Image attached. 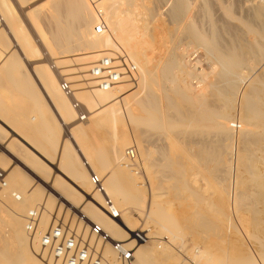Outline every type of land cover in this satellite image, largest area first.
I'll list each match as a JSON object with an SVG mask.
<instances>
[{
  "label": "bare ground",
  "instance_id": "bare-ground-1",
  "mask_svg": "<svg viewBox=\"0 0 264 264\" xmlns=\"http://www.w3.org/2000/svg\"><path fill=\"white\" fill-rule=\"evenodd\" d=\"M21 1L25 2V0H21ZM146 1L147 2H143V0H105V1H103L102 8L105 12L106 21H107V24L109 27L108 32L103 33V34H97L94 31V28H93L94 17H93V13H92V11H91L88 3H87V0H49V3L46 4L45 7L42 6L41 8L46 9L47 12L49 13L50 17L55 20L56 31H57L56 34L53 33V34H55V38H56L55 40H57V38H58V40L60 41L61 38L66 37L68 39L67 41L69 42V44H67V45H69V46H67L66 44L63 45L64 42L61 40L63 42L62 45L64 47L67 46L68 48H70V51H71V48L74 44L73 41H76L75 42L76 43L75 48H77L78 50L79 49H81L80 51H82V49L83 50H89L87 53H85L86 54L85 56H81V57L79 56L80 57L79 59H77V57H76V62L81 64V68L76 69V70L73 69V71H75L77 74H81L80 76L78 75V77H76V78L80 79V80H84L86 82L84 84H87L89 87L88 89L84 90L85 92H81V93L76 94L78 99L83 103H80L76 99H75V101L78 102L79 104H81L82 106H84V113L89 115V117L88 116L87 117L89 118L90 125H88V127H86V129H90V130H87L89 132L92 131V133L90 132L91 136H94L93 134H95V132H93L94 129H99V128L103 129V127L105 128V126H107V124L111 125V126L114 125L115 123L117 124V122H119V117H122L121 114L125 115L126 112H127V116H128L127 118H129L128 119L129 123L132 126H134L137 129H139V128L143 129V130L148 129L147 132L149 131L151 136H152L151 132H153L154 133L153 135H156V136L159 135L160 138L162 137L161 141H162V139L163 140L165 139V141L167 142V138H164V136H166L165 135L166 132L169 129L174 130L172 128H174L175 126H179V129H177L176 132H173V134L170 131V134H172V135H174V133H177V137L179 138V139L176 138V141H173L174 142L173 144L176 143L174 146L176 148L180 149V151L177 152L178 154L175 153L176 151L174 153L171 152V153H173L172 157H173V155L175 157L177 155V157L172 158L170 155H169L170 157H168V154H167L168 150H167V153H165V154H167V157L161 158L162 160L165 159V162H164V160L162 161V162H164L163 165L160 161L161 159L160 160L158 159L159 161L156 160L157 162L152 161V162H154V163H152L151 162L152 159L149 158V159H151L150 160L151 164H149L147 167H145V170H146L147 174H150V175H155L158 173L156 177H159L158 175L160 173V175H161L160 178L163 179L162 176H164V174H161V173H164L163 170L164 171H165V169L168 170L169 168H172L173 166L176 165L177 169L173 170V172L170 171V173H173V174H171V176L173 175L177 179L176 180L177 186L175 184L176 190H178V191L180 190L182 192L188 191L189 193L192 194V196H196L195 191H193L189 186V175H188L187 170L183 167V161L184 160L186 161L187 159H189V156H188L189 152L192 153L193 157H196L195 159L201 160V161L207 160L210 157L208 159V161H206L207 164L209 162L219 163L220 162L219 156H221L222 158L224 157L223 160L225 161V159L227 158L226 157L227 154H226V156H224L225 155L224 152H223L224 154L218 156L219 151L212 152L213 151L212 150L210 152V149H207V152L208 151L209 152L206 153L205 152L206 150L204 151V149L209 148V146H210V148L214 147V145H216L217 142L220 144H223V141L224 142L228 141L227 143H225V146L227 144V147L229 146L228 143H231L230 142L232 140L231 135H233V134H230V131H232L231 127H233V123H231L232 119L230 116V112H231V115H233V112L234 113L237 112V111H235L236 109L233 108L235 106V103H236V101H235L236 97L239 96V102H240L239 108L240 109L238 108V112H241L239 133H241L243 136V137L240 136L242 141L240 139L239 140L241 142H243L244 144L249 143L250 146L252 144L253 146L257 145V147H258L259 143L264 141V132L262 134H261V132H260V134L257 133L259 130H264L263 129L264 128V70L261 74H258V75L254 74L255 67L262 64V62L264 61V0H260L261 3L259 4V2H260L259 1L257 3L258 5H256L254 0H253V2H254L253 5H255V6H253V9H252L253 12L251 14L252 15L251 20H248L245 18H237L235 16V13L233 12L230 4L225 5V3H224V4L220 5L222 12L225 14V16L228 17L229 20L234 21L236 24V27H237V28H235V26H234V28L237 30H234L232 28V32L234 31L236 33H231L230 26H228L226 24V22H228V24L230 22L229 21L224 22L223 20H225V19L222 20L223 25L226 24V27L227 26L229 27L228 28L229 30L226 28V31H225V28L223 26L224 31L226 32V33H224V35L226 36L228 34L227 39H226V37H225V39L222 38L224 36L223 33H220L221 35L219 36L218 32L216 33V31H213V30L209 32V30L207 29L208 32H206L205 31L206 29L203 30L202 28H200V26L195 24V22H194L195 17L193 16L194 19H192V17L189 16V13H190L189 1L190 0H176L175 1V3L173 4V6L169 12L168 17L164 18L165 20L169 18L170 23L162 21V20L153 23L150 19V21L153 24H150L151 22H149V17L151 18V15L153 14V12H155V8L157 9L158 6L156 7L155 4L156 3L158 4L159 0H152V1L146 0ZM220 1H222V0H220ZM161 2L163 3V0H161ZM235 3H236V1H235ZM25 5H26V3H25ZM40 5H38V6H40ZM211 5L213 6L214 4H211ZM220 6H219V9H220ZM211 9H212V7H211ZM213 9L211 11H213ZM217 9H218V7H217ZM36 10H37L36 12H33L35 10L32 9V11H29V12L31 15H33V17L37 23L38 21H41L39 19H42V18H40V15H39L41 13V12L39 13V10L42 11V9H39V10L36 9ZM46 10H44V11H46ZM157 12H159V11H157ZM167 12L168 11H166V13ZM202 12H204V11H202ZM219 12L217 14H219ZM14 13H15V11L12 8V5L7 0H0V19H2L4 21V23L6 24L5 28H8L9 34L12 38L11 41H12V43L16 44V48H18V53L20 52L22 57H24V59H26V61H28L29 58L31 57L30 53L32 52L31 51V48H32L31 41L29 39V36L26 35L25 29L24 30L21 29V31L17 30V29H19V28H17V25H19L20 22H18V19L15 16L17 14L16 13L14 14ZM42 13H41V17H42ZM166 13H164V14H166ZM164 14H163V16H165ZM204 14H205V12H204ZM213 14L215 15L216 12L215 13L213 12L212 15ZM142 15L145 18H143L141 21V18L139 20L138 19L139 17H137V16H142ZM44 16L46 18V15H44ZM157 16H158V14H157ZM223 17L224 16H222V18ZM212 18H214V17H212ZM220 18H221V16H219V19ZM53 19H51V20H53ZM201 19H202V16H201ZM249 19H250V16H249ZM152 20H153V18H152ZM217 21H216V23H217ZM254 21H256L257 23L254 24L253 23ZM140 22H141V24H140ZM197 22L199 23L198 20H197ZM259 22L262 24V26L260 25L259 27H257L256 24H258ZM167 23H169V24L167 25ZM170 24H171V26H169ZM207 25H209V24H207ZM215 25H217V24H215ZM229 25H231V24H229ZM40 27H41V25H40ZM217 27H218V25H217ZM42 28L43 27H41V29ZM38 29H39V27H38ZM44 29L47 30V28H45V26H44ZM217 29H219V28H217ZM41 31H43V30H41ZM5 32L4 31L2 32V30L0 31V92L3 89L4 90L7 89V87L9 89V86H10V88L15 87L16 91H18L20 93H24L25 97L27 96L26 98L30 97L29 99L33 100V109H34V111H36L37 119H38L36 124L34 123L35 121H33V123L35 124L34 132L36 134H38L39 137H42L45 144H46V145L42 144L43 147H41V150H43L44 152H48L50 154L52 160H54V162L56 161V164L58 166H60L59 164H64V166L61 168L69 176H71L72 179H74V180H85V179H87V176L85 174H83L77 170L75 171L79 160H78L76 154L72 151L71 147L69 146L68 140L67 141L63 140L61 142V144L58 142L57 134L60 131L59 126H56V127H58L57 128L58 132H56L57 130L55 127V122H54L53 118L51 117V115L48 114L49 112L47 111L46 105L45 106H43V105L39 106L38 99L40 96L34 87L35 84L33 85L29 76L25 77V75L22 74L23 75V77H22L19 74L22 79L15 77V73H18L17 72L18 69L22 67V63H24V62L21 63V60H20L21 58H19V54H17V52H15L13 50H12L13 52L7 51V49L10 47L11 42L7 40L9 37L7 38L8 35H7V33L5 34ZM19 32H21V34H19ZM43 35H45V32ZM46 37H48V35ZM43 38H42V40H43ZM182 40H186V42H187L186 46L187 47L184 46L185 48L181 49L179 44ZM60 44H61V42L59 43V45ZM46 45H47V43H46ZM12 46H13V44H12ZM50 46H52V45H49V48H50ZM57 46H58V44H57ZM64 47H62L63 50H64ZM192 50H194L193 52H196L198 50H201V52L203 50L205 52L206 55L205 54L204 55L207 56L210 61L208 60V58H206V59L209 61V63L211 62L214 65V67H213L210 64L211 67H210L209 71L211 70V73H208L207 75H205L206 72L203 73V71H202L203 69H202L201 71H199L198 75H197V73H198V71H197V73H196L197 77L193 78V76H196V75L193 73L195 70H191V68L193 69L195 67V69H196V64H199V66L201 68V65H200L201 63H198V62H200L197 60V59H199L198 56L196 57V56L191 54L192 56H194V58L196 57V59L194 60L192 58V56L189 55L190 51L192 52ZM51 52H48V53H50L52 55ZM56 53H57V51H56ZM114 53H125L130 58L132 63L137 67L138 71H137L136 75H134V78L129 79L127 77H124L123 79H121V81L117 85H115L114 87H112L110 89H107V90L99 89L97 86L98 82L92 76L91 70L93 69V67L97 63V61H99L100 59H102L104 57L112 56L111 54H114ZM200 55L201 54H199V56ZM190 57L193 59V63L195 62L194 64H192V61L190 63ZM202 57H204V56H202ZM206 59H205V61H206ZM196 61H198V62L196 63ZM202 61H203V59H202ZM74 62H75V60H74ZM58 64H59V62H58ZM63 64L66 65V62H64ZM199 66L197 65V67H199ZM206 70H204V71H206ZM19 71H21V70H19ZM63 71H65V70L63 69ZM30 73H31V71H30ZM34 73L36 76H38V78L40 80H42L43 84L46 87V88L45 87L44 88L46 90H48L51 97L55 100V102H56L55 106L58 107V109L60 110L59 112L62 115H66L69 119H71L72 118L71 113H74V109H73L74 106L72 105L73 103L71 104V101H69L64 96L60 87H58L57 82L51 76L49 69L44 68L42 70H39V68H38V70L36 69V71ZM24 74H25V72H24ZM28 75H30V74H28ZM36 79H37V77H36ZM190 79H195V81L197 80L196 82L198 84L195 86H191L190 85L191 83L188 82V80H190ZM130 82H132V84ZM244 82H246V83L242 87ZM132 85H135V86L139 85L140 87H142L143 92H141V93H143V94L139 96V94H140V93H138L139 91L137 92L136 89H134L136 91V94H134L133 90H132V93H133L132 95L127 96V94H126V97H124L126 91ZM38 87H39V85H38ZM4 90L2 92H5ZM1 94H3V93H1ZM24 94H23V96H24ZM19 96H20V94H19ZM1 100H3V99H1ZM1 100H0V110L3 111L4 108H2V107L4 105H2ZM16 100H18V99H16ZM16 100H15V102H16ZM131 101H132V103H131ZM3 103H4V101H3ZM23 103H26V102H23ZM40 103H42V102H40ZM26 106L29 107V103H28V105H25V107ZM232 108L234 111L231 110ZM25 110H27V109H25ZM5 111H6V109L3 112H5ZM17 111L18 110H16V112ZM19 112L20 111H18V113ZM69 112H71V113H69ZM238 112H237V114L239 115ZM0 113H1V111H0ZM15 114H17V113H15ZM24 114H26V112ZM238 115H236V117ZM0 116L2 117L3 115L1 114ZM4 116H5V114H4ZM15 117L19 118L18 115ZM123 117H125V116H123ZM31 118H33V119H30L31 121L34 120L33 116ZM237 118H239V116ZM27 120H29V119H27ZM233 120H235V118H233ZM125 121H126V119H125ZM237 121L239 122V119ZM28 122L26 124H28ZM183 122H186V125L184 127L181 125ZM31 124H32V122H31ZM56 124L58 125V122ZM13 125L11 124V126H13ZM29 126H26V127H29ZM124 127L125 126L123 125L121 128H124ZM115 128H116V125H115ZM187 128H191L193 130H190V132L188 133ZM74 129H84L85 130V128L81 124H80V126L75 127ZM105 130H104V132H105ZM2 132H4V131L2 130ZM84 132H86V131H84ZM141 132H142V135L145 133L142 130H141ZM141 132H139V133L141 134ZM86 133H88V132H86ZM136 134L134 136H136ZM181 134H183L185 136H183V138L181 137V139H180ZM34 136L30 137V138L38 137L35 134H34ZM99 136H101V135L99 134ZM99 136L97 134L98 138H99ZM146 136H148V135H146ZM146 136L144 137V139L146 138ZM193 136H195V138ZM97 137H95V138H97ZM0 138H2V137H0ZM25 138H27V136ZM105 138H99L100 141H97L98 139L95 141H94V139H92L94 142L95 153H93V156L92 155L88 156V158L90 160L92 159L96 163H98L101 168H109V167L112 168L113 166L116 165V162H117V165L115 167H113V169L110 170L111 172H109L108 178L106 179V185H107L106 190H104L103 193H100V194H103V196H105V198L103 201H100V204L98 206L99 208H96V207L87 208V212H88L89 217L96 223V225L100 226L102 228V230L108 234L109 237L113 238L114 240H112V241H116L117 239H119L120 241H116V242L126 241V240H123L124 234H123V236L120 235V233H119L120 231H119L117 225L114 224L113 220H111V218L112 219H115V218H113L112 215L105 212V210L102 208L104 203H105V200L109 199L108 197H106V195L110 196L112 199H115L116 197H118L121 200H123L125 205L132 206L136 210H140V208L142 209L146 204L147 198L149 197V199H148L149 201L147 202L148 207H147L146 219H151L157 225V227L162 229L161 231L167 232V234L169 236L182 235L181 233L185 230L184 229V227H185L189 231V232L186 231V233H191L192 234L191 236L195 237L194 240L195 241L197 240V242H199L201 244V246L203 247V248H198L196 246H188L185 248H181V247L177 246L176 249L178 251V256L180 257V259L185 260V261H190L193 263L196 261V263H201V264H220L221 259L214 258L213 254L209 251L210 245L214 244L215 242H214V239L212 237L213 236L212 233L210 234V232H208L206 229V228L209 229V227L207 226V223L204 221L201 222L199 220L200 217H203V216H199V214H198L197 217H199V219H196L197 217H195L194 215H191V214L188 215V210L186 208H184L183 206H182L183 208L181 207V209L175 210L172 207L168 206L169 201L167 203H165V202H161L159 200L155 201V199H151V197L155 198V195L157 193L164 191V189H161L159 186V185H162V183L159 180L160 178L159 179L157 178V179L159 180V183H161V184L156 183V186L158 184V186H159L158 188L161 189L162 191L156 190V188H154V190H152V193H151L152 196L150 197V194H149V196H146V193L144 192L145 190H142V188L144 186L140 185L139 182H138L139 184L135 183V177L138 175L137 172H135V170H133V171L131 170V168L129 167L130 165L127 164L128 162H126L127 159L124 160L125 162L124 161L122 162V160H119V157H116V156H119L120 153L114 152L116 155L114 153L111 155L109 153L110 151L108 152V150L105 149V145L103 144ZM150 138H147V140L150 141L149 140ZM224 138H227V139L223 140ZM169 139H170V137H169ZM25 140L28 141L26 143V144H28L29 140H27V139H25ZM133 140H134V138H133ZM33 141H34V139H33ZM107 141L108 140H106V142ZM110 141H112V140H110ZM36 142L37 141L35 140V143ZM39 142H37V143L39 144ZM215 142H216V144H214ZM11 143H12V141H11ZM31 143H32V140H31ZM31 143H30V145H31ZM124 143L126 144V142H124ZM168 143H169V141H168ZM129 144H131V143H129ZM147 144H148L147 147H149L148 142H147ZM160 144H157V146ZM162 144L166 145L165 142ZM173 144H172V146H173ZM238 144H240V142ZM142 145H144V144H142ZM164 145H163V147H164ZM217 145H216V148H217ZM7 146H8V144H7ZM13 146L15 147L14 144H13ZM31 146H29V147H31ZM35 146L39 147L38 145H35ZM168 146L167 147L165 146V148L162 147L163 150H165L166 148L169 149V147H171V146H169V147ZM197 146L201 147V148H199L200 149L199 151L198 150H197V152L195 151V153H197V155H194L195 153L193 154L192 150L193 149L195 150V148ZM245 146L246 145H244L243 148L237 146L238 149H236V146H235L236 152L242 153V151L244 152V148H246L249 151V148H247L248 146L247 147H245ZM8 147H11V146L9 145ZM8 147H6V148H8ZM222 147H223V145H222ZM16 148H18V147H16ZM25 148L27 149V147H25ZM142 148H143V146H140V149H142ZM145 149H147V148H145ZM172 149H174V147ZM7 150L3 149L4 152H6ZM163 150L160 151V152H162V155H164ZM185 150L186 151L188 150V152L185 153L184 152ZM220 150H221V148H220ZM253 150H255V148ZM259 150H260V148H259ZM22 151H24V147H23ZM25 151H24V153H25ZM239 151H241V152H239ZM4 152H2L1 154H5ZM11 152L13 154V151H11ZM11 152L8 150L6 153H8L10 156L13 157V155L10 154ZM17 152L14 154H17ZM231 152H232V150H231ZM247 152H245L246 155H248V153L254 155V153L256 151L255 152L253 151V153H251L250 151L248 153ZM22 153L19 155L24 156V154H22ZM89 153L91 154L90 151H89ZM89 153H88V155H89ZM209 153H210V155H209ZM238 153L236 155H238ZM1 154H0V163H5L7 161L9 162V159L6 158L5 156L1 155ZM25 154H27V152ZM28 154H29V152H28ZM32 154H34V153H32ZM169 154H170V151H169ZM206 154L209 156L208 158H206L207 157ZM243 154L244 153H242V155H241L242 157H243ZM9 155H7V156H9ZM113 155L116 158L113 157ZM145 155H146V152H145ZM246 155L244 156V159L247 158V159H245L247 162H248V160H250L248 157H250L251 160L253 159L251 157V155L250 156H246ZM55 156H56V158H55ZM120 156L123 157L124 155L122 156L120 154ZM19 157H21V156H19ZM158 157H159V155H158ZM236 157L238 158L239 155ZM22 158L23 157H21V159ZM27 158H25L26 161L28 160ZM153 158L156 159L155 156H153ZM211 158H214L215 160L212 161ZM34 159H36V158H34ZM155 159H153V160H155ZM210 159H211V161H210ZM22 160H24V159H22ZM31 160H33V159H31ZM241 160L238 161L240 165H242L241 164L242 162L240 163ZM251 160L248 162L249 164L252 162ZM253 160L255 162V159H253ZM27 162H29V160ZM114 162H115V164L112 166V164ZM42 163H43V161H42ZM193 163L194 162H192V164ZM213 163H211V167H212ZM185 164H187V163H185ZM198 164H199V162H198ZM245 164H247V163L243 162V166H244L243 168L246 167ZM249 164H247V166ZM154 165H157V166L160 165L159 167H160L161 171L159 172L156 168H154L153 167ZM226 166H228V165H226ZM226 166H225V168H226ZM249 166L250 167H246L250 173V176H251V177L250 176L249 177L252 178V177L256 176V178L258 180L260 179L259 181H262V179H261L262 174H260L261 172L257 173V171L253 170V165L250 164ZM217 167L219 169L221 168L220 165ZM40 168H41V166H40ZM212 168H214V167H212ZM205 169L207 170V167ZM208 169H210V171H208V172H212L214 170V169H211L210 167ZM40 170H39L40 173H43V174L46 173V175L50 174L49 172H46L43 169L41 171ZM206 170H203L204 173ZM208 172H207V174H208ZM214 172L215 171H213V174L210 175L211 177L214 175ZM220 172H222V169H220ZM244 172H245V169H244ZM21 173H23V171L21 172V170H17V171L13 172V174L15 175V180H17V183L19 184L20 187H22V189H23V187H25V185L23 183H21V181H23L26 184H29L28 186L30 187V184H32V182L31 183H29V181L27 182L29 177L27 179V178H25L26 176L25 175L23 176V174H21ZM217 173H215V174H217ZM226 173L227 172H225L223 174L225 175ZM220 174L218 176L215 175V177H217V178L219 176L222 177L223 174L222 173H220ZM228 174H229V172H228ZM245 174H246L245 177L247 178V173L245 172ZM92 175H96V174L95 173L90 174L89 183L92 186V188L94 189V191L98 192L95 189L94 185L91 183V176ZM259 175H261V176H259ZM96 176L101 180L102 186H103V184H104L103 179L100 178L98 175H96ZM257 176H259L260 178H258ZM170 177H167V178L170 179ZM206 177H207V175H206ZM221 177H220V179H221ZM18 178L20 179V181ZM167 178H164V179H167ZM226 178H229V177L225 176L224 179H226ZM262 178H264V177H262ZM249 179H248V181L246 179H244L245 183H242L244 181L241 179L242 180V182H241L239 179L240 182H238V181L237 182L241 183V185L238 184L237 186L240 189H243L242 191H244L245 194L250 193L253 196L254 195L257 196L259 199L261 196L263 198V196H264L263 191L264 190L261 191L263 184L261 187H259L261 185V184L259 185V183H261V182L256 183L254 179H253L254 180L253 182L252 181L249 182ZM212 180L216 181V179H213V177H212ZM246 181H247V183H246ZM53 182L57 183V185L60 183L58 179H54ZM218 182H219V180H218ZM222 183H223V181H222ZM19 186L17 185L16 188H12L13 192L16 194V199L17 198L18 199H25V196H24L25 194L17 193V190H19ZM6 187H7V181H6ZM37 188H38V186H36V187L34 186L33 189L35 191H38L39 188L38 189ZM172 188H174V187H172ZM175 188H174V190H175ZM4 189L2 190V192H0L1 198L3 197V194H5V193L7 194V191L4 192ZM103 189H104V186H103ZM155 190L159 191V192L156 193ZM105 191H106V195H104ZM238 191H240V190H238ZM239 195H240V193H239ZM241 195H243V194H241ZM96 196H97V194H96ZM179 197H181V195ZM118 198H116V199H118ZM99 200H100V198H99ZM109 200L112 202L115 211L119 215L118 216V218H119L120 214H121V212H120L121 209L120 210L118 209L119 207L115 205V203L113 202L114 200L113 201L111 199H109ZM223 201H224L223 197L218 199V196H217V199H214V201H212V199H211V203L214 204L213 206L219 205V204L223 203ZM238 202H239V200H238ZM119 203H122V202H119ZM218 207H215V208H218ZM244 207L245 206H243V208ZM105 213L108 216L105 215ZM254 216H258V214L255 212ZM229 217H230V215H229ZM118 218H116L115 220H117ZM202 219L203 218H201V220ZM259 220H260L259 223L260 222L262 223V219L260 218ZM252 221H254V219ZM263 222H264V220H263ZM210 223H211V221H210ZM213 223L214 222L212 221L211 225H214V224L217 225L218 224V223L217 224L216 223L213 224ZM252 223H251L252 225H250V226H252V228H253V225L257 222L255 220V222H252ZM259 223H257V224H259ZM261 223H260V225H262ZM241 224H242V228L244 230H247V228L250 224V221L247 218L241 217ZM257 224L254 225L255 228H256ZM211 225H209V226H211ZM39 226H40V223H39ZM124 227H125V225H124ZM157 227H156V229H157ZM216 227H218V226H216ZM216 227L214 226V228H216ZM40 229L41 228L39 227V231H37V236L34 240H31V239L28 240L29 247L34 252H38V250H39V248H38V235L43 234L47 230L46 228L45 229L42 228L41 230ZM262 229L264 230L263 227H262ZM262 229H260V231H259L260 234L258 233V230H257V233L259 235H261ZM250 230H252V229L250 228ZM128 231L131 232V230H128ZM263 233H264V231L262 232V235H263ZM249 234L252 236V234H255V232H252ZM263 236L262 237L260 236V239L261 238L264 239ZM133 237H134V233L132 235V238ZM253 237L255 239V235H253L252 238ZM84 238H85V236H84ZM144 238H145V241L142 243H138V245H146L149 242L148 235H146ZM166 239H168V238H166ZM257 239L259 240L258 237H257ZM263 241L264 240H262V241L260 240L259 243H261V242L263 243ZM90 242H91V244H93L92 243L93 241L90 240ZM216 243H218V242H216ZM26 244H27V241H26ZM105 245H107V244H105ZM262 245H263V250H264V243ZM131 246H133V245H131ZM166 246H165V248H166ZM198 246H200V245H198ZM97 247L101 248L98 245H97ZM104 247H106V246H104ZM259 248L262 249V246ZM254 250L251 251L250 249L249 250H247L246 248L243 249V247L241 245L240 246L235 245L232 248V251L230 254L231 259H228V260H230L228 262H230V264H264V251L259 253L260 251L257 252ZM108 251L106 253V256L104 255L106 260H107V262L105 264H118L117 259H116V255L114 252H112L113 250L109 251V252ZM140 251H142V252H139V249H138V251H136V249H135L134 257H133V260L131 261V264H148V263L152 264V262H153V261H151L152 259L149 260V258L151 257V255H150L151 252H144V250H140ZM104 253L105 252H104V248H103V254ZM166 253H167V250H166ZM164 255H166V254H164ZM170 256L171 255H166V258H169Z\"/></svg>",
  "mask_w": 264,
  "mask_h": 264
},
{
  "label": "rangeland",
  "instance_id": "rangeland-1",
  "mask_svg": "<svg viewBox=\"0 0 264 264\" xmlns=\"http://www.w3.org/2000/svg\"><path fill=\"white\" fill-rule=\"evenodd\" d=\"M7 1L12 5V8L14 9L15 13L17 14L15 16L17 17L18 22H20L19 25L21 24L20 25L21 27L19 25H17V28L20 29V30L19 29H17V30L21 31V29H23V30L25 29V31H26L25 33H26L27 36H29V39H30L31 45H32V48H31L32 52L30 53L31 57L29 56L30 57L29 58L30 61L29 60L26 61V59H24V57H22L20 52L18 53V48H16V44L12 43V41H11L12 38H11V36L9 34L8 28H5L6 24L4 23V21L2 19H0V28H1L0 31L1 30H2V32L6 31L5 34L7 33V35H8V36L6 35L7 38L8 37L10 38V39L8 38L7 40L11 42L10 43V47L7 49V51L8 52H13V51L17 52V54H19V58H21L20 59L21 63L24 62V63H22V67L23 68L21 67V68L18 69V71H17L18 73H15V77L19 78V79H22L21 76L23 77V75H25V77L29 76V78H30L31 82L33 83V85L34 84L36 85V86L34 85V87H35V89L37 90V92H38V94L40 96L39 99H38L39 106H42V105L45 106L46 105L47 111L49 112L48 114L51 115V117L53 118V120L55 122V127L59 126V130H60L59 132L60 133L58 132V129H57L58 127H56V130H57L56 132H58V134H57L58 142L61 144V142L63 140L64 141L68 140L69 146L71 147L72 151L76 154V156H77V158L79 160L75 171L77 170V171L85 174L87 176V179H85V180H74V179H72V177L69 176L61 168V167L64 166V164H59L60 166H58L56 164V161L54 162V160H52V158H51V156H50V154L48 152H44L43 150H41V147H43V145H46V144H45L43 138L39 137V135L34 132V127H35V124H36L38 119H37V113L33 109V100L29 99L30 97L26 98L27 96L25 97L24 93H20V92L16 91L15 87L14 88L13 87L10 88V86H9V89L7 87L8 90L7 89H5V90L3 89L5 92H2L3 90L0 92V98L3 99V100H1V99L0 100L2 102V105H4L2 108H4V110L6 109L7 112L6 111L3 112L4 110L3 111L0 110L1 111L0 115L1 114L3 115L2 117L0 116V121H1L0 122V129H1L0 130V137L3 138V139L0 138V154L2 152H4L3 149H5V150L8 149L10 152L13 151V154H12V152L10 153V154L13 155V157L10 156L8 153H6L8 150L6 152H4L5 154H1V155L5 156L6 158H8L9 162L7 161L8 163L7 162L0 163V168L7 173V177H6L7 187L4 189V192L7 191V194L5 193V194H3L2 198L0 197V264H47L44 261H42L36 255L37 252H34V251H32L30 249L29 244H28V240H30V238H29V235H28V233L26 231V228H25L24 217L32 209H36L37 208L39 210V223H40V226L38 224L37 231H39V227L41 229L42 228L43 229H45V228L49 229L58 220H64V222L68 226H70L71 229L76 230L80 234H84V236H86V237L89 236V231H90L89 227L91 226V224H96V223L89 217L88 212H87V208H90V207L99 208L98 206L100 204V201H103L104 198H105V196H103V194L95 192L94 189L92 188V186L90 185V183H89L90 174L91 173H95L100 178H102L103 181H104V184H103L104 190H106V186H107L106 185V179L108 178V174H109V172H111L110 170L113 169V167H115L117 165V162H116V165L113 166L115 164V162H114L112 164L113 167L111 166L112 168H110V167L109 168H101L98 163H96L94 160H92V159L90 160L88 158V156H91V155L93 156V153H95L94 142H93L92 139H94V141L97 140V139H98L97 141H100L99 138H105V137H106L105 139L108 140L106 142V140L104 139L105 143L103 142V144L105 145V149L108 150V152L110 151L109 153L111 155L114 152L120 153L122 156L124 155L123 157H121L120 154H119V156H116V157H119V160H122V162L127 159L126 162H128L127 164L130 165L129 167L131 168V170L132 171L135 170V172H137V174H138L135 177V183L136 184L140 183V185L144 186L142 188V190H145L144 192L146 193V196H149V194H150V197H151L152 196L151 193H152V190H154V188H156V190H159V191L161 189H164L165 192L162 191V190H161L162 192H159V191L155 190L156 193L157 192H159V193H157L155 195V198L151 197V199H155V201L159 200V201L165 202V203H167L169 201L168 202L169 203L168 206L172 207L175 210H179L183 206L184 208H186L188 210V215L191 214V215H194L195 217H197L198 214H199V216H203V217H200V219H199V217H197L196 219H199L201 222L204 221V222L207 223V226L209 227V229L208 228H206V229H207L208 232H210V234L212 233V235H213L212 237H213L214 242H215L214 244L210 245L209 251L213 254L214 258L221 259L220 264H228V263L230 264V262H228L230 260H228V259H231L230 254H231L232 248L235 245H238V246L241 245L243 247V249L246 248L247 250L250 249L251 251L255 249L254 251H257V252L260 251L259 253L264 251L263 250V245H262L264 243V241H263V243L261 242L262 244L259 243L260 240L261 241L264 240L262 238L260 239V236L262 237L264 235V233L262 235V232L264 231L262 229V227L264 228V224H263L264 223L263 222V220H264V196H263V198L261 196L260 199H259L257 196H255V195L253 196L250 193H246L245 194L244 191H242L243 189H240L237 186L238 184L241 185V183H238V182H240V181L242 182V180H243L244 182H242V183H245L244 179H246L248 181V179L251 177L248 169L246 168V167H250L249 165L251 164V165H253V170L254 171H257V173L261 172L260 174H262V176L261 175H259V176H261V179H262L263 182L259 181L260 179L258 180L256 178V176L250 178L251 180L249 179V182L250 181L253 182L255 180L256 183L257 182L258 183L261 182V183H259V185L261 184L259 187H261L262 184H263L262 188L264 187V180H263L264 178H262V177H264V153H263L264 152V141L259 143L258 147H257V145L256 146L254 145L255 146L254 147L252 144L250 146L249 143H248L249 144L248 145V144H244L243 142H241L242 141L241 137H243V136H242L241 133H239V130H240L239 125H240V118H241V116H240L241 112H238V108L240 106V104H239L240 103L239 102V96L235 98L236 103H235V106L233 107L234 109H236L235 111H237L239 113V115L237 114V112H235V113L233 112V115H231V112H230V116H231V119H232L231 123H233V125L234 124L238 125V127H237L238 129L234 128V127H231L232 131H230V134H233V135H231L232 136L231 137L232 140L230 141L231 143H228L229 144V146H228L229 148L227 147V144L225 146V143H227L228 141L227 142L223 141V144H220V143L217 142V144H218L217 145L216 142L214 143V144L217 145V148H216V145L213 144L214 147L210 148V146H209V148L204 149V151L206 150L205 151L206 153L209 152V151L207 152V149H210V152L212 150H213L212 152L219 151L218 156L225 153L224 156H226V154H227V156H226L227 158L226 157L225 158L228 161L225 159V161H226L225 162L223 160L224 157L222 158L221 156H219L220 157L219 158V161H220L219 163L209 162L207 164L206 161H208V159L210 158L207 154H206L207 155L206 158H208V157L209 158L207 160H204L205 161L204 162V161L195 159L196 157H193L192 153L189 152V155H188L189 159H187L186 161L184 160L185 162L183 161V167L187 170L188 175H189V186H190V188L193 191H195L197 197L196 196H192V194L189 193L188 191H183V192L180 191V190L178 191L175 188V184L177 186V181H176L177 179L173 175H172L173 177L171 176V174H173V173H170V171L173 172V170L177 169L176 165H175L176 167L173 166L172 168H169L168 170L167 169H165V171L163 170L164 173H161V174H164V176H162L163 179L160 178V176H161L160 173L158 175L159 177H156L158 173L155 174V175L147 174V172L145 170V167H147L149 164H151L152 161L157 162L156 160H158V159L160 160L161 158H164V157L166 158L167 154H168V157H170V156L172 157V154L175 151H176L175 153L180 151V149H178V148H176L174 146L176 143L173 144L174 143L173 141H176V138L179 139L177 137V133H174V135H172L173 132H176L177 129H179V126H175L174 128H172L174 130H170L169 129L166 132V134H165L166 136H164V138H167V142L165 141V139L164 140L162 139V141H161L162 137L160 138L159 135H157V136L153 135L154 134L153 132H151V134H152V136H151L150 132L149 131H148L149 133L147 132L148 129H144L143 130V129L139 128L140 129L139 130V129L135 128L134 126H132L129 123V120H128L129 118H127L128 116H127V112H126L125 115L121 114L122 117H119V122H117V124L115 123L112 126L107 124V126H105V128L102 126L103 129H100V128L99 129H94L93 132H95V134H93V135L95 137H97V134H98V136H99V134L101 135V136H99V138L98 137L95 138L94 136H91L92 131H90L91 132L90 133L89 131H87V130H90V129H86V127H88V125H90V123H89V118H88L89 115L84 113V106H82L80 104L81 105V111H83L84 116L88 120L85 118L84 121H81L80 114L74 107H73L74 113L69 112V113H71V117H72L71 119H69L66 115H62L59 112L60 110L58 109V107L55 106L56 105L55 100L51 97V95L48 92V90L45 89L46 87L43 84L42 80H40L38 78V76L35 75L34 72L36 71V69L38 70V68H39V70H42L44 68L49 69L50 74L55 79V81L57 82L58 87H60V82L61 81H63V80L67 81L68 83L71 84L72 89L74 90V96H73L74 100L76 99L80 103H83V102H81L78 99L76 94L81 93V92H85L84 90L88 89L89 87H88L87 84H84V83H86L84 80H80V79L76 78V77H78V75L80 76L81 74H77L75 71H73V69L76 70V69L81 68V64L76 62V57H77V59H79L81 56H85L86 55L85 53H87L89 50H83V49H82V51H80L81 49L78 50L77 48H75V44H76L75 42L76 41H73L74 44L72 43L73 46L71 48V51H72L71 52L70 48L67 47V46H69V45H67V44H69V42L67 41L68 39L66 37L61 38L60 41L58 40V38H57V40H55L56 39L55 38V34L57 33L55 20L50 17V15H49V13L47 12L46 9L41 8L42 6L45 7L46 4L49 3V0H25V2H22L21 0H7ZM159 1H158V4L157 3L155 4V6L156 7L158 6V7H157V9L155 8V12H153V14L151 15V18L149 17V22L152 21L153 23H155V22H158V21H161V20L165 21V22H169V18L166 19L167 21L164 18L168 17L169 12H170V10H171V8H172V6H173V4L175 3L176 0H163V3L161 2V0H159ZM190 1H189V3H190L189 16H191L192 19H194V17H195V19H194L195 21L193 20L195 22V24L200 26V28H202L203 30L206 29L205 30L206 32H208V30H209V32L212 31V30L216 31V33L218 32V34L220 36L221 35L220 33H223V35H224V33H226L225 31H226V28L227 29L229 28L228 26H230L231 33H236L234 31L232 32V28L234 30H237V29H235V28H237L235 22L229 20V18L225 16V14L222 12V9H221L220 5H222L224 3H225V5L226 4H228V5L230 4V6L232 7V10L235 13V16L237 18H245V19L251 20L252 19V15L251 14L253 12L252 9H253V6H255L253 4L255 2V4L258 5L257 3L260 0H254V2H253V0H235L236 3H235L234 0H222V1H220V0H192L191 1L192 3ZM143 2H147V1L143 0ZM25 3H26V5H25ZM260 3H261V1L259 2V4ZM211 4H214V5L212 6ZM38 5H40V6H38ZM219 6H220V9H219ZM211 7H212V9L214 8L213 11H211L212 10ZM217 7H218V9H217ZM32 9L35 10L33 12H36L37 11L36 9H38V10L42 9V11L39 10V13L43 12L42 13V17H41V13L39 14L40 18H42V19H39V20H41V21H38L39 23L38 22L36 23L33 15L30 14L29 11H32ZM43 9L46 10V11H44ZM157 11H159V12H157ZM166 11H168V12L166 13ZM202 11H204L205 14ZM213 12L214 13L216 12V14L212 15ZM218 12H219V14H217ZM164 13H166V14H164ZM157 14H158L159 17L157 16ZM160 14L162 16L164 14L165 16L162 17ZM44 15H46V18H45ZM218 15L221 16L220 19H219ZM142 16H137V17H139L138 18L139 20L141 18V21H142V19L145 18L144 16L143 17ZM201 16H202V19H201ZM222 16H224L225 18L224 17L222 18ZM249 16H250V19H249ZM212 17H214V18H212ZM152 18H153L154 21L152 20ZM51 19H53V20H51ZM150 19H151V21H150ZM223 19H225V20H223ZM197 20L199 21V23L197 22ZM222 20L224 22L229 21L230 22L229 24H231V25H229L228 22H226V24L228 25L226 27V24L223 25ZM216 21H217V23H216ZM152 22L150 24H153ZM169 23H167V25ZM214 23L217 24L218 27ZM253 23L255 24L257 22L254 21ZM39 24L41 25V27H43L42 29H41ZM140 24H141V22H140ZM207 24H209V25H207ZM43 25L45 26V28H47V30L44 29ZM260 25L262 26V24L260 22L258 24H256L257 27H259ZM169 26H171V24ZM223 26L225 28V31H224ZM234 26H235V28H234ZM38 27H39V29H38ZM217 28H219L220 30L217 29ZM41 30H43L45 32V35H43L44 32L41 31ZM53 33H55V34H53ZM19 34H21V32H19ZM47 35H48V37H46ZM41 37L42 38L44 37L43 40H42ZM225 37L227 39L228 34L226 36L224 35L222 38L225 39ZM61 40L64 42L63 45L66 44L67 46L64 47L62 45L63 42ZM60 42H61V44H60L61 46L59 45ZM46 43H47L48 46L46 45ZM12 44H13V46H12ZM57 44H58V46H57ZM49 45H52V46H50V48H49ZM186 45H187L186 40H182L180 42V44H179L181 49L185 48L184 46H186ZM62 47H64V50H63ZM56 51H57V53H56ZM193 51L194 50H192V52L190 51L189 55L190 56L194 55L196 57L198 56L199 59H197V60L200 61V62L196 61V63L197 62L201 63L200 64L201 68H200L199 64H196V69H195V67L193 69L191 68V70H195L193 73L196 75V73L198 71V73H197V75H198L199 71H201L202 69H203L202 70L203 73L206 72L205 75H207L208 73H211V70L209 71V69H210L211 66L214 67V65L211 62L209 63L210 60H209V58L207 56H205L206 55L205 52L203 50H202L203 53L201 52V50H198L196 52H193ZM48 52H51L53 56L50 53H48ZM199 54H201L200 55L201 57L199 56ZM194 56H192V58L195 60L196 57L194 58ZM202 56H204V57H202ZM192 58L190 57V63L192 61V64H194L195 62L193 63V59ZM204 58L205 59L208 58L209 61L207 59L205 61ZM202 59H203V61H202ZM74 60H75V62H74ZM58 62H59V64H58ZM64 62H66V65L63 64ZM210 64H211V66H210ZM197 65L199 67H197ZM63 69L65 71H63ZM19 70H21L22 72L19 71ZM204 70H206V71H204ZM263 70H264V61L262 62V64H260V65L255 67V72L256 73L254 72V74L255 75L261 74L263 72ZM23 71L25 72V74H24ZM30 71H31V73H30ZM28 74H30V75H28ZM197 75L193 76V78L197 77ZM36 77H37V79H36ZM190 80H188V82L191 83V84L189 83L191 86H195V85L198 84L196 82L197 80L196 81H195V79H190ZM246 82L243 83L242 87L244 86V84ZM130 83L132 84V82H130ZM38 85H39V87H38ZM139 87H140L139 85H136V86L132 85L126 91L124 97H126V94H127V96H130L133 93L136 94V91L137 92L139 91L138 92V93H140L139 96L142 95L143 93H141V92H143L142 91L143 88L142 87L139 88ZM134 89H136V91ZM132 90H133V93H132ZM1 93H3V94H1ZM19 94H20V96H19ZM23 94H24V96H23ZM64 96L69 101H71V104L73 103L71 98H68L65 94H64ZM16 99H18V100H16ZM15 100H16L17 103L15 102ZM3 101H4V103H3ZM23 102H26V103H23ZM40 102H42V103H40ZM28 103H29V107L28 106L25 107V105H28ZM131 103H132V101H131ZM233 108L231 110H233ZM25 109H27V110H25ZM16 110H18L20 112L18 113V111L16 112ZM23 112L24 113L26 112V114H24ZM15 113H17V114H15ZM4 114H5V116H4ZM235 114L238 115L239 118H237L238 116L236 117ZM17 115L19 116V118L15 117ZM32 116L34 117V120L31 121L30 119H33V118H31ZM123 116H125V117H123ZM233 118H235V120H233ZM27 119H29V120H27ZM125 119H126V121H125ZM238 119H239V122L237 121ZM33 121H35L34 122L35 124L33 123ZM56 121L58 122V125L56 124L57 123ZM27 122H28V124H26ZM31 122H32V124H31ZM11 124L12 125L14 124V125L11 126ZM80 124L85 128V130L84 129H74L75 127L80 126ZM115 125H116V128H115ZM123 125L125 127L121 128ZM181 125L184 127L186 125V122H183ZM26 126H29V127H26ZM2 130L4 132H2ZM104 130H105V132H104ZM141 130L145 132L143 135H142ZM187 130H188V133H189L190 130H193V129L187 128ZM84 131H86L88 133H86ZM170 131L172 132V134H170ZM139 132H141V134ZM260 132L262 134L264 132V130H259L257 133L260 134ZM34 134L36 136H38V137L30 138V137H33ZM135 134H136V136H134ZM146 135H148V136L150 135V136L148 137ZM24 136L25 137L27 136V138H25ZM145 136H146V138L144 139ZM183 136H185V135L181 134L180 139H181V137L183 138ZM169 137H170V139H169ZM193 137L195 138V136H193ZM133 138H134V140H133ZM147 138H150L149 139L150 141H148ZM25 139L29 140V143H28L29 145L26 144L28 141H26ZM33 139H34V141H33ZM226 139L227 138H224L223 140H226ZM31 140H32V143L34 142L33 144L31 143ZM35 140L37 142L40 141L39 144L37 142L35 143ZM110 140H112V141H110ZM11 141L15 145V147L13 146ZM168 141H169V143H168ZM238 141L240 142V144H238L239 143ZM124 142H126V144ZM147 142L149 143V147H147L148 146ZM159 142L160 143L161 142L162 143L165 142L166 145H164L162 143L160 144ZM30 143H31L32 146L30 145ZM129 143H131V144H129ZM7 144H8V146L10 145L11 147H8ZM142 144H144V145H142ZM157 144H160V145L157 146ZM172 144H173V146H172ZM35 145H38L39 147H37ZM163 145H164V147H163ZM168 145L171 146V147H169ZM222 145H223L224 148L222 147ZM244 145H246L245 147L248 146L247 148H249V151L251 153H253V151L254 152L256 151L254 153V155H252V154L248 153L249 151L246 148H244V152L241 150L242 153H244V154H245V152L248 151L247 152L248 155H246V154L245 155L246 156H250L251 155V157L253 159H255V162H254L253 159L251 160V158L248 157L253 162V163L251 162L249 164L248 162L250 160H248V162H247L245 160L247 158L244 159V156H245L244 154H243V157H242L241 156L242 153L236 152L235 146H236V149H238L237 146L243 148ZM29 146H31V147H29ZM140 146H143V148L140 149ZM165 146L169 147V149H167V148L165 149L166 151L163 150V148H165ZM6 147H8V148H6ZM16 147H18V148H16ZM23 147H24V151L26 150L25 153L27 152V154H25L24 151H22ZM25 147H27L28 150ZM173 147H174V149H172ZM130 148H134L135 151H136L137 158L135 159L134 162H129L128 158L126 157V152ZM145 148H147V149H145ZM199 148H201V147L197 146L195 148V150L193 149L192 150L193 154L195 153V151L196 152H197V150L199 151L200 150ZM220 148H221V150H220ZM254 148H255V150H253ZM259 148H260V150H259ZM162 150L164 151L163 152L164 155H162V152H160ZM167 150H168V153H167ZM231 150H232L233 153L231 152ZM86 151L88 153L90 151L91 154L89 153V155H88V153ZM169 151H170V154H169ZM241 151H239V152H241ZM16 152H17V154H14ZM28 152H29V154H28ZM145 152H146V155H145ZM171 152H173V153H171ZM184 152L187 153L188 150L187 151L185 150ZM21 153L24 154V156L19 155ZM32 153H34L35 155L32 154ZM165 153H167V154H165ZM237 153H238L240 158L236 157V156H238V155H236ZM7 155H9V156H7ZM152 155L155 156L156 159L153 158ZM158 155H159L160 158L158 157ZM194 155H197V153H195ZM209 155H210V153H209ZM19 156L23 157L22 159H24V160H22L21 157H19ZM113 157H115V156L113 155ZM173 157L176 158L177 155H176V157L173 155ZM25 158H27L30 163L27 162L28 160L26 161ZM30 158L33 159V160H31ZM34 158H36V159H34ZM55 158H56V156H55ZM149 158H151L152 160L149 159ZM153 159H155V160H153ZM211 159H212V161L215 160L214 158H211ZM211 159H210V161H211ZM238 159L239 160H241V159L243 160V161L242 160L240 161V163L242 162L241 163L242 165L239 164V162H238L239 160ZM150 160H151V162H150ZM163 160L165 162V159H163ZM163 160L162 159L160 160L162 165L164 163V162H162ZM42 161H43V163H42ZM154 162H152V163H154ZM192 162H194V163L192 164ZM198 162H199V164H198ZM243 162H246L249 165L247 166V164H245L246 167L243 168L244 167L243 166ZM185 163H187V164H185ZM211 163H213L212 167H214V168L211 167ZM219 165L221 166L220 169H222V172H220V169L217 167ZM226 165H228V166H226ZM40 166H41V168H40ZM159 166L154 165L153 167L156 168L160 172L161 170H160ZM225 166H226V168H225ZM206 167H207V170L205 169ZM209 167L211 169H214L213 171H215V172H214V175L212 177H213V179H216V181L212 180V177L210 175L213 174V171L211 170L212 172H208V171H210V169H208ZM40 169L41 170L43 169L44 171L49 172L50 174L46 175V173L45 174L40 173L39 172ZM244 169H245V172L247 173V178L245 177L246 174L244 172ZM17 170H21V172L23 171V173H21V174H23V176L25 175L26 176L25 178L28 179V177H29L27 182L28 181H29V183L32 182V184H30V187L28 186L29 184H26L23 181H21V183H23L25 185V187H23V189H22V187L19 186V184L17 183V180H15V175L13 174V172L17 171ZM203 170H206L205 173H204ZM216 171L217 172L219 171L222 174L225 173V172H227V173L225 175L223 174L222 177L219 176L218 177L219 179H218L217 177H215V175L218 176L220 173L218 172L219 173L218 174ZM207 172H208V174H207ZM228 172H229V174H228ZM215 173H217V174H215ZM206 175H207V177H206ZM166 176L167 177L171 176V177L169 179ZM225 176L229 177V178L224 179ZM259 176H257V177L260 178ZM220 177H221V179H220ZM157 178L158 179L160 178L159 180L162 183V185H159L161 189L158 188L159 187L158 184H161V183H159V180ZM164 178H167V179H164ZM54 179H58L60 183L57 185V183L53 182ZM239 179H240V181H239ZM218 180H219V182L220 181L221 182L219 183ZM19 181H20V179H19ZM222 181H223V183H222ZM247 181H246V183H247ZM156 183H158L157 186H156ZM17 185L19 186V190H17V193L25 194L24 195L25 199H18V198L16 199V194L13 192L12 188H16ZM34 186L35 187L38 186V188H39V189L37 188L38 191H35L33 189ZM172 187H174L175 190ZM262 188H261V191L264 190V188L263 189ZM238 190H240V191H238ZM239 193H240V195H239ZM96 194H97V196H96ZM241 194H243V195H241ZM104 195H106V191H105ZM180 195H181V197H179ZM217 196H218V199L223 197L224 201H223V203H221L219 205L213 206L214 204L211 203V199H212V201H214V199H217ZM106 197H108L112 201L114 200L113 202L115 203L116 206L119 207L118 209L119 210L121 209L120 210V212H121L120 217L121 218L119 217L120 219L118 218L117 220H115V219H112L109 216L111 218V220L114 221V224L117 225V227H118V229L120 231L119 232L120 235L123 236V234H124L123 240H126V241L119 242V243L131 242V240L133 239L132 238L133 233H141L142 235H148L149 242L146 245H138V244L135 245L134 251H135V249H136V251H138V249H139V252H142L140 250H144V252H151V254H150L151 257L149 258V260L152 259L151 260V261H153L152 264H201V263H196V261L193 263V262H190V261L182 260L178 256V251L176 249L177 246L181 247V248H185V247H188V246H196L198 248H203L201 246V244L199 242H197V240L196 241L194 240L195 237L194 236L192 237L191 233H186V231L187 232H189V231L185 227H184L185 230L183 229L184 231L181 233L182 235L169 236L167 234V232L161 231L162 229L157 227V225L151 219H146L147 207H148L147 202L149 201L148 200L149 197L146 200L145 206L142 209L140 208V210H136L132 206L125 205L123 200H121L118 197H116L118 199L115 198L116 200L112 199L110 196H107V195H106ZM99 198H100V200H99ZM238 200H239V202H238ZM119 202H122V203H119ZM243 206H245V207L243 208ZM215 207H218V208H215ZM255 212L258 214L259 217L258 216H254ZM105 215H107V214L105 213ZM229 215H230V217H229ZM241 217L247 218L250 221V224H249L247 230H244L242 228ZM201 218H203V219L201 220ZM260 218L262 219V223L260 222L262 225H260V223H259V221H260L259 219ZM253 219H254V221H252ZM255 220L259 224L255 223V224H257L256 228L254 227L255 224L253 225V228H252V226H250V225H252L253 224L252 222H255ZM210 221H211V223L213 221L214 223H216V224L218 223V224L215 225L213 223L214 225H211ZM124 225H125V227H124ZM209 225H211V226H209ZM214 226L215 227L218 226V227L214 228ZM156 227H157V229H156ZM249 227L252 230H250ZM126 228L128 230H131V232H129ZM260 229H262L261 230V235H259L260 234L259 233ZM257 230H258L259 234L257 233ZM252 232H255V234H252V236L255 235V239H254V237L252 238V236L249 234V233H252ZM256 236L259 238V240L257 239ZM165 237L168 238V239H166ZM90 240L93 241L92 243L94 245H96V246L98 245L99 247H101V249L104 248V252H105L104 255L105 256H106V253H107L108 250L109 251L113 250L109 243H102L99 238L91 237ZM112 240H114V239L111 238V241ZM26 241H27V244H26ZM116 241H120V240L117 239ZM216 242H218V243H216ZM105 244H107V245H105ZM131 245H134V242L131 243L130 246ZM198 245H200V246H198ZM104 246H106V247H104ZM165 246H166V248H165ZM261 246H262V249L259 248ZM166 250H167V253H166ZM112 252H114V251H112ZM164 254L171 255V256L169 258H166V255H164Z\"/></svg>",
  "mask_w": 264,
  "mask_h": 264
},
{
  "label": "built area",
  "instance_id": "built-area-1",
  "mask_svg": "<svg viewBox=\"0 0 264 264\" xmlns=\"http://www.w3.org/2000/svg\"><path fill=\"white\" fill-rule=\"evenodd\" d=\"M105 0H87V3L94 17V31L97 34L107 33L109 30L106 15L102 8ZM112 56L104 57L97 61L91 70L92 76L98 82L99 89H110L117 85L121 79L127 77L134 78L137 73V67L132 63L125 53H114ZM61 91L73 101L74 108L79 112L81 121L85 120L81 105L73 98L74 90L67 81L60 82ZM237 128L238 125H233ZM126 157L130 162H134L137 158L134 148H130L126 152ZM7 174L0 169V192L6 187ZM91 183L99 193H103L104 189L101 180L96 176H91ZM105 212L118 218L112 202L107 199L102 207ZM25 228L31 240L37 236V228L39 224V210L32 209L24 217ZM89 236L84 238V234L78 233L68 226L64 220H58L55 224L47 229L43 234L38 235V252L36 255L47 264H105L107 262L103 249L91 244L90 238H99L102 243H109L116 255L118 264H131L134 257V247L138 243L145 241V236L141 233H134L131 242L119 243L111 241L107 233L96 224L89 227ZM134 242L133 246L130 244Z\"/></svg>",
  "mask_w": 264,
  "mask_h": 264
}]
</instances>
